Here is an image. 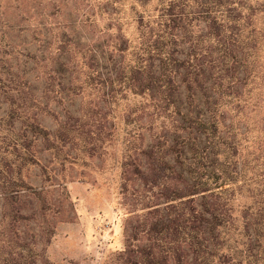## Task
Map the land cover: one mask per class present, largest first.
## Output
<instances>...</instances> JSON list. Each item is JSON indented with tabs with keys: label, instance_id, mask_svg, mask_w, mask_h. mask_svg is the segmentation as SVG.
Wrapping results in <instances>:
<instances>
[{
	"label": "trees",
	"instance_id": "1",
	"mask_svg": "<svg viewBox=\"0 0 264 264\" xmlns=\"http://www.w3.org/2000/svg\"><path fill=\"white\" fill-rule=\"evenodd\" d=\"M146 1L133 0L130 10L137 14ZM185 1L157 0L156 15L144 8L133 17L136 37L124 38L119 27L115 39L92 45L80 58L78 44L70 42V48L62 42L55 64L48 49L39 55L28 50L19 59L8 50L7 108L0 121L16 132L13 147L21 149L19 160L5 159L19 170L39 164L32 143L52 150L68 134L90 138L91 132V147H100L101 138L118 128L115 119L124 136L123 177L147 181L160 174V190L174 194L165 201L162 227L153 223L147 231L162 233L163 242L136 251L128 243V261L264 264V0H190L199 8L190 11ZM33 78L42 82L39 90ZM64 90L81 95L76 112L59 107ZM40 113L54 119V130ZM173 175L181 182L172 184ZM30 188L20 175L0 181V217L11 216L0 221V234L8 233L0 238V252L9 247L0 264H48L37 241L20 236L18 220L44 210L23 212Z\"/></svg>",
	"mask_w": 264,
	"mask_h": 264
},
{
	"label": "rangeland",
	"instance_id": "2",
	"mask_svg": "<svg viewBox=\"0 0 264 264\" xmlns=\"http://www.w3.org/2000/svg\"><path fill=\"white\" fill-rule=\"evenodd\" d=\"M132 1L0 0V118L7 108L2 93L9 87L5 80L9 72L5 63L8 50L19 59L28 50L39 55L41 50L48 49L51 50L49 61L55 64L62 42L69 48L77 43V49L81 51L77 52V58H80L82 52L85 54L92 45L97 48L95 45H104L107 40L115 39L119 27L124 38L133 39L137 36L134 33L137 23L133 17L142 13L144 8H147L145 12L156 15L153 8L157 0H147L137 14L135 10H130ZM188 1H185L188 11L199 9ZM136 9H140L139 3H136ZM194 23L189 27L193 36L199 29ZM8 45H13L14 49H9ZM101 48L99 46L98 50ZM31 80L34 90L42 87L41 81ZM53 98L54 95H51L50 99ZM80 98L81 95L64 90L62 98L56 100L60 108L64 106L76 112L81 105ZM38 117L45 126L55 129L56 123L50 115L40 113ZM81 123L89 126L84 119ZM113 123L118 128L101 138L102 146H94V149L91 146L95 136L91 132L90 138L78 133L63 136L55 141L52 150L34 142L31 151L40 163H28L19 170L17 162L7 164L5 159L8 156L9 161L19 160L17 155L21 148L17 146L15 150L13 147L17 134L9 128L7 120L0 121V181L5 177L17 180L20 175L31 186V191H23L27 194L22 203L23 212L30 214L34 207H44V210L19 219L17 223L23 225L19 229L20 236L27 238L31 244L37 241L36 246L42 250L48 264H141L127 260L129 254L125 249L128 243L136 251L137 245H148L155 240L163 242L162 233L147 231L153 223H159L158 229L162 227L160 220L166 212L165 201L174 194L169 192L171 190H160V174L150 176L147 181L139 179L136 174H130L127 179L123 177L124 136L115 119ZM10 132L13 133L11 137ZM86 142L90 147L85 148ZM173 176L172 184L181 182ZM41 187L44 191L36 194ZM1 195L0 204L3 202ZM150 202L156 204L153 207H158L160 211L149 214L153 208ZM173 202L175 205L178 203ZM2 219L8 222L11 216L7 212V216L0 217V221ZM43 227L47 229L45 236H48V242L41 233ZM4 236L8 233L0 234V238ZM16 245L17 242L14 247ZM4 251L0 252L1 257L7 255L9 247ZM145 259L148 261L147 257Z\"/></svg>",
	"mask_w": 264,
	"mask_h": 264
}]
</instances>
